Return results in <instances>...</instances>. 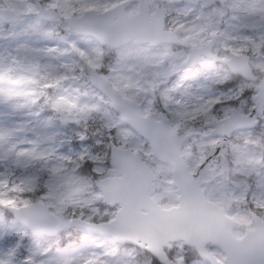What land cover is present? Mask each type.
<instances>
[{
	"label": "snow or ice",
	"instance_id": "6c2138e0",
	"mask_svg": "<svg viewBox=\"0 0 264 264\" xmlns=\"http://www.w3.org/2000/svg\"><path fill=\"white\" fill-rule=\"evenodd\" d=\"M0 264H264V0H0Z\"/></svg>",
	"mask_w": 264,
	"mask_h": 264
}]
</instances>
